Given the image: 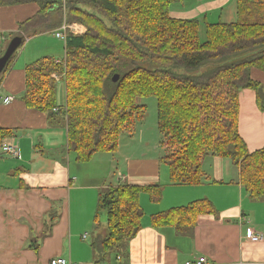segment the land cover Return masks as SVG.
Masks as SVG:
<instances>
[{
    "label": "trees",
    "instance_id": "16d2710c",
    "mask_svg": "<svg viewBox=\"0 0 264 264\" xmlns=\"http://www.w3.org/2000/svg\"><path fill=\"white\" fill-rule=\"evenodd\" d=\"M30 1L41 9L13 34L23 37L22 45L61 24L52 17L53 11L61 13V0H0V6ZM175 1L66 0L70 14L82 15L86 30L68 36L64 58L42 56L26 66L24 101L54 114L60 106L58 79L64 80L66 102L59 112L66 117L69 149L77 161H88L95 152L116 151L120 136L147 115L138 99L155 96L166 151L161 160L172 184L201 183L207 178L202 159L216 154L238 165L252 198L264 199V147L250 152L239 132L242 89L256 90L264 108V85L250 75L253 66L264 70V0H239L238 21L208 24L204 41L197 19L171 16ZM3 134L0 130V139ZM162 189L122 183L99 192L96 222L105 212L107 230L92 242L95 264H104L112 250L115 257L127 251L141 227L140 194L147 191L158 202ZM214 212L209 200L200 199L153 215V224L182 229Z\"/></svg>",
    "mask_w": 264,
    "mask_h": 264
},
{
    "label": "crops",
    "instance_id": "0c3cea01",
    "mask_svg": "<svg viewBox=\"0 0 264 264\" xmlns=\"http://www.w3.org/2000/svg\"><path fill=\"white\" fill-rule=\"evenodd\" d=\"M238 7L239 0H177L171 4L170 14L197 19L205 40L208 24L237 22ZM40 9L34 1L0 6V52L20 24ZM78 25L82 32L72 34L85 32L86 28ZM59 27L27 38L25 42H29L18 48L0 76V93L12 98L10 103L0 101V130L4 132L0 148L3 143H13L20 152L19 157H12L0 150V264H50L57 257L75 264H95L97 256L88 236L94 234V239L107 230L106 215L96 222L99 192L122 183L162 184V196L154 202L147 191L140 194L144 213L139 231L126 252L104 264H186L200 256L207 258V264H264V239L252 242L247 236L250 229L264 235V199L250 196L240 182L238 165L231 159L206 154L201 168L207 178L199 184H172L169 167L164 172L161 157L148 152V141L145 146L143 141H134L138 130L134 129L127 133L130 140L126 133L120 136L116 151L95 152L88 161H77L69 149L64 111L59 112L64 104H59L54 114L26 105V66L42 56H65L28 45L36 38L54 36ZM250 75L264 85L263 69L253 66ZM58 83L62 85L57 94L64 90L65 103L64 80L58 79ZM239 132L250 152L264 147V108L259 107L252 88L239 94ZM108 152L119 154L113 173L108 168L103 173L79 171L85 166L82 164ZM98 156L101 161L112 160L108 155ZM200 199L209 200L216 212L200 214L182 229L153 224V215Z\"/></svg>",
    "mask_w": 264,
    "mask_h": 264
},
{
    "label": "rangeland",
    "instance_id": "374dc122",
    "mask_svg": "<svg viewBox=\"0 0 264 264\" xmlns=\"http://www.w3.org/2000/svg\"><path fill=\"white\" fill-rule=\"evenodd\" d=\"M67 6H68V4L65 1V4H62V6H61V9H62L61 13L53 11L52 17L55 18L54 21H58L60 19L61 20V24H63L66 21L68 23H71V24L81 23L85 27V25L80 21L82 19V15H78L75 11L70 14L69 13V9H68ZM93 8L91 6V7H88L87 9H88V11H92ZM61 24H60V26H61ZM1 34L2 33L0 31V35ZM201 40L204 41V36H202ZM28 42H29V40H27L25 42V45ZM64 45L65 44H64V40L63 39H60V38L56 37L55 35L53 36L51 34H48L46 36H43V38H36L35 40H33L28 45V48L31 47V46L37 47V48L38 47L39 48H43V50L54 52L53 54H57V57H61L62 58L65 55V46ZM22 48H20V50ZM57 76H59V75H57ZM61 85H62L61 83H57V86H58L57 89L58 90H59ZM63 93H64V90L62 91V93H58L57 94V103L60 104V105L64 104L65 94H63ZM138 102L143 103V104L146 105V107H147V115H146V117L144 119H141V120L137 121L135 129H138V130H136V132H135L136 138H135L134 141H136V142H139V141L147 142L148 141V144L151 145L149 147V149H148V152L150 154L156 155L158 157H162V156H164L166 151L161 146L162 133L160 132V130L158 128L157 99H156L155 96H143V97L138 99ZM130 135L131 134H127L126 133L125 137H127L130 140V137H131ZM145 142L143 143L144 146H145ZM98 155H104V156L108 155V157H112V160L110 162L109 158L108 159L104 158V160L101 161L100 158H97V157H101V156H98ZM98 155L91 162H87V164H82V165H85V166H81L82 168H80L81 170L79 169V171L82 172V171H85L86 169H88L90 171L103 173L104 169L108 168V169H110V172L113 173L116 170L115 165H116V163H118L120 161L119 154H116L115 152L113 154H110V152H108L107 155H105V154H98ZM162 169L164 170V172L166 170L168 171V165H166L164 163ZM109 187H112V186H109ZM109 187H106L105 189H108ZM105 215H106L105 212L101 213L102 217H105ZM102 217H101V221L103 220ZM99 230H100V226H99ZM92 233L93 232H92V229H91V234ZM93 236H94V234H93ZM93 236L92 235L88 236V243H92L93 242V240H94ZM111 254L112 255H110L109 258L114 260L115 254H116L114 252V250L111 251Z\"/></svg>",
    "mask_w": 264,
    "mask_h": 264
},
{
    "label": "built area",
    "instance_id": "2783aa9c",
    "mask_svg": "<svg viewBox=\"0 0 264 264\" xmlns=\"http://www.w3.org/2000/svg\"><path fill=\"white\" fill-rule=\"evenodd\" d=\"M61 1L62 4H65L66 0H61ZM79 27L80 26L77 23L71 24L66 21L54 31L55 36L66 41L70 34L82 32ZM56 77L58 78L59 76L56 75ZM11 100L12 98L9 95H3L2 93H0V101H3L4 103H10ZM0 150L2 153L8 154L12 157L20 156L18 146L13 143H3L1 145ZM247 236L249 240L252 242H260L264 239L263 233L256 232L253 229H250L248 231ZM83 237L86 238L87 234H84ZM50 264H75V263L69 262L64 257H57L52 259ZM186 264H207V258L205 256H200L196 261H188Z\"/></svg>",
    "mask_w": 264,
    "mask_h": 264
},
{
    "label": "water",
    "instance_id": "95a60500",
    "mask_svg": "<svg viewBox=\"0 0 264 264\" xmlns=\"http://www.w3.org/2000/svg\"><path fill=\"white\" fill-rule=\"evenodd\" d=\"M22 43H23V37L19 35L13 36L10 39L4 52L0 55V75L4 72L11 58L13 57L15 52L18 50V48H20ZM117 79H118V75H115L113 80H117Z\"/></svg>",
    "mask_w": 264,
    "mask_h": 264
}]
</instances>
